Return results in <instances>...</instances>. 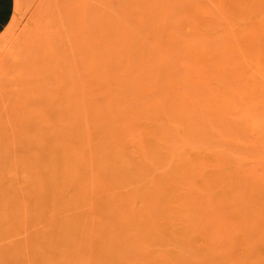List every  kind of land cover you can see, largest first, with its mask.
I'll use <instances>...</instances> for the list:
<instances>
[{
    "label": "rangeland",
    "instance_id": "374dc122",
    "mask_svg": "<svg viewBox=\"0 0 264 264\" xmlns=\"http://www.w3.org/2000/svg\"><path fill=\"white\" fill-rule=\"evenodd\" d=\"M0 264H264V0H0Z\"/></svg>",
    "mask_w": 264,
    "mask_h": 264
},
{
    "label": "bare ground",
    "instance_id": "6f19581e",
    "mask_svg": "<svg viewBox=\"0 0 264 264\" xmlns=\"http://www.w3.org/2000/svg\"><path fill=\"white\" fill-rule=\"evenodd\" d=\"M90 1H92V0H90ZM132 1H135V0H132ZM157 1V0H156ZM160 1V0H159ZM83 2V1H82ZM94 2V1H93ZM124 2V1H123ZM78 3V2H77ZM89 3V2H88ZM100 3V2H99ZM140 3V2H139ZM138 3V4H139ZM147 3V2H146ZM184 3V2H183ZM122 4V3H121ZM135 4V3H134ZM142 4V3H141ZM140 4V5H141ZM149 4V3H148ZM171 4V3H170ZM68 5V4H67ZM144 5V4H143ZM126 6V5H125ZM136 6H137V4H136ZM161 6V5H160ZM81 7V6H80ZM127 7V6H126ZM132 7V6H131ZM141 7V6H140ZM155 7V6H154ZM176 7V6H175ZM133 8H135V7H133ZM142 8V7H141ZM100 9V8H99ZM145 9V8H144ZM154 9V8H153ZM178 9V8H177ZM88 10V9H87ZM91 10V9H90ZM96 10V9H95ZM98 10V9H97ZM114 10V9H113ZM127 11H128V9H126ZM86 11V10H85ZM123 11V10H122ZM142 11V10H141ZM149 11V10H148ZM147 11V12H148ZM151 11V10H150ZM88 12V11H87ZM100 12V11H99ZM110 12V11H109ZM114 12V11H113ZM91 13V12H90ZM97 13V12H96ZM136 13V12H135ZM146 13V12H145ZM87 14H89V13H87ZM110 15V14H109ZM113 15V14H112ZM97 16V15H96ZM122 16V15H121ZM86 17V16H85ZM70 18V17H69ZM134 18V17H133ZM130 20V19H129ZM115 21H116V19H115ZM133 21V20H132ZM70 22V21H69ZM133 24V23H132ZM134 26V25H133ZM137 27V26H136ZM135 27V28H136ZM147 27V26H146ZM150 27V26H149ZM134 28V29H135ZM134 32V31H133ZM152 32V31H151ZM140 36V35H139ZM158 36V35H157ZM149 37V36H148ZM151 37V36H150ZM253 37H254V34L253 35H251L250 37H249V39L251 40V39H253ZM136 40V39H135ZM165 40V39H164ZM180 40H181V38H179L178 36H174V37H171L170 39H168V41H165V42H159L158 41V43H156V44H154V46H156L155 48H154V51H153V53L154 54H152V57H151V62L150 63H152V65H155V64H158V65H166V66H170V67H173V65H172V63H173V60L175 61V59H179V58H181V59H183V57H185V60L189 57H196V58H198V59H201L202 61L203 60H206V62H209V61H212V62H214L213 64H215V60H217V59H220L219 57H221V55L220 54H218V53H220L222 50H225V49H227V48H221L220 46H219V44H213V45H207V46H204V48H197L195 45H194V43H193V45H192V47L191 48H183L182 47V44L180 43ZM157 42V41H156ZM148 44V43H147ZM146 44V45H147ZM153 44V43H152ZM262 44V43H261ZM143 48V47H142ZM150 49V48H149ZM102 50V49H101ZM110 50V49H109ZM143 50H144V48H143ZM134 51V50H133ZM138 51H140V49H138ZM147 51H148V49H147ZM74 52V51H73ZM109 52V51H108ZM131 52V51H130ZM136 52V51H135ZM181 52V53H180ZM198 52V53H197ZM110 53V52H109ZM133 53V52H132ZM131 53V54H132ZM142 53V52H141ZM146 53V52H145ZM179 53V54H178ZM211 54L210 56H208V59H207V54ZM78 54V53H77ZM143 54V53H142ZM146 54H148V53H146ZM177 54V55H176ZM214 54H218L217 56L216 55H214ZM228 55H229V53H227ZM231 54V53H230ZM176 55V56H175ZM108 56V55H107ZM148 57H149V55H147ZM174 56V57H173ZM134 57H136V54H135V56ZM173 57V58H172ZM114 58V57H113ZM139 59V58H138ZM171 59H172V62H170L171 61ZM181 59H179V60H181ZM197 59V61H199ZM179 60L177 61L178 63H180L179 62ZM192 60H193V58H192ZM200 60V61H201ZM208 60V61H207ZM214 60V61H213ZM138 61V60H137ZM149 61V60H148ZM229 61H231V60H229ZM193 62H194V60H193ZM211 62V63H212ZM104 63V62H103ZM149 63V62H148ZM175 64V63H173V64H175L176 66L178 65V67H179V65H181V64ZM172 66H171V65ZM106 65V67H107V63L105 64ZM137 65V64H136ZM146 65V64H145ZM194 64H192V66H193ZM77 66V65H76ZM175 66V67H176ZM197 66V65H196ZM198 66H199V64H198ZM133 67V66H132ZM185 67V66H184ZM210 67V66H209ZM107 69V68H106ZM135 69V68H134ZM172 69V68H171ZM186 69V68H185ZM176 70V69H175ZM178 71V70H177ZM176 71V72H177ZM184 71V70H183ZM193 71V70H192ZM119 74V73H118ZM129 74H131V73H129ZM174 74V73H173ZM127 75V74H126ZM120 76V75H119ZM132 76V75H131ZM173 76V75H172ZM170 77V76H169ZM227 77V76H226ZM140 78V77H139ZM211 78H213V77H211ZM130 79V78H129ZM131 79H132V77H131ZM140 79H142V78H140ZM147 79V78H146ZM148 80V79H147ZM131 81V80H130ZM219 81V80H218ZM219 83V82H218ZM124 85V84H123ZM162 85V84H161ZM129 89V88H128ZM135 95V94H134ZM87 97V96H86ZM140 97V96H139ZM172 101V100H171ZM246 108V107H245ZM156 110V109H155ZM215 112V111H214ZM74 114V113H73ZM114 114V113H113ZM128 118V117H127ZM163 119V118H162ZM77 121V120H76ZM163 121V120H162ZM160 122V121H159ZM159 122H158V124H159ZM161 123V122H160ZM164 125V124H163ZM165 126V125H164ZM177 127H179V125L177 126ZM163 128H165V127H163ZM209 128V127H208ZM178 129V128H177ZM211 130V129H210ZM209 132V131H208ZM148 163H150V162H148ZM176 163V162H175ZM90 263V262H89Z\"/></svg>",
    "mask_w": 264,
    "mask_h": 264
}]
</instances>
